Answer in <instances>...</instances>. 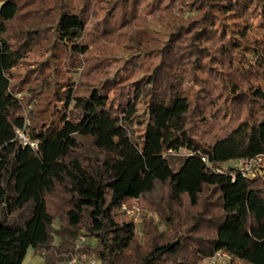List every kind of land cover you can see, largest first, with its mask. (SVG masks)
I'll return each mask as SVG.
<instances>
[{
  "label": "trees",
  "instance_id": "obj_1",
  "mask_svg": "<svg viewBox=\"0 0 264 264\" xmlns=\"http://www.w3.org/2000/svg\"><path fill=\"white\" fill-rule=\"evenodd\" d=\"M260 154L264 0H0V264H264Z\"/></svg>",
  "mask_w": 264,
  "mask_h": 264
},
{
  "label": "rangeland",
  "instance_id": "obj_2",
  "mask_svg": "<svg viewBox=\"0 0 264 264\" xmlns=\"http://www.w3.org/2000/svg\"><path fill=\"white\" fill-rule=\"evenodd\" d=\"M29 58L31 60H34L37 58V56L34 55V53H31L29 55ZM39 58V57H38ZM37 58V59H38ZM26 66H32L31 64H28ZM23 69V66L20 67V70ZM26 108H29V105L26 106ZM28 122L26 121V124ZM19 137H22L21 133L18 134ZM227 165H233V161H225L223 163V166ZM124 208L119 207V213L120 216L123 215L127 218H130L132 223L135 227V233L139 241L143 238L141 234V224L144 223L145 220L149 219L151 220L152 225L156 230H164L166 228L165 224L162 222V218L159 215L158 211L155 210V207L150 206V204L147 203L145 200H139L137 198L130 199L129 201L122 203ZM186 208V206H184ZM83 235V240L76 245V252H73L72 249H74L75 246V239L78 235ZM76 237L73 240V243L70 242H63L61 245H59V241L57 237H54L52 244L54 246H57L59 248H62L63 250L60 251V256L62 259H65L68 264H86L87 258H95L93 256V253L89 251V249L85 248L84 245L93 246L94 241L92 239L86 238L84 232L79 229ZM84 244V245H83ZM71 249V250H69ZM81 249V250H79ZM83 256V257H81ZM44 261V255L42 254H36L33 252L30 248H28L24 254V257L22 259L21 264H42ZM229 263V257L224 256L221 260H219L218 264H228ZM200 264H202V261H200Z\"/></svg>",
  "mask_w": 264,
  "mask_h": 264
},
{
  "label": "built area",
  "instance_id": "obj_3",
  "mask_svg": "<svg viewBox=\"0 0 264 264\" xmlns=\"http://www.w3.org/2000/svg\"><path fill=\"white\" fill-rule=\"evenodd\" d=\"M17 131V130H16ZM19 134V132L17 131ZM204 161V158H201ZM233 166L241 172L242 175H260L264 177V154L256 155L250 158H237L233 160ZM234 177V175H232ZM124 208L123 204L120 205ZM83 235H78L75 239V246L72 249L76 252V245L83 240ZM77 253V252H76ZM226 256L225 253L216 250L210 256H207L202 260V264H218L222 257ZM83 257V256H81ZM97 260L95 258H87L86 264H96Z\"/></svg>",
  "mask_w": 264,
  "mask_h": 264
}]
</instances>
